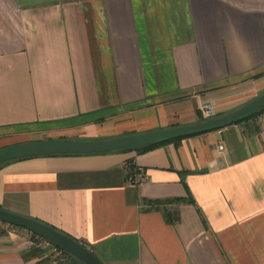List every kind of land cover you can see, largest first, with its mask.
Here are the masks:
<instances>
[{"label":"crops","instance_id":"1","mask_svg":"<svg viewBox=\"0 0 264 264\" xmlns=\"http://www.w3.org/2000/svg\"><path fill=\"white\" fill-rule=\"evenodd\" d=\"M263 92L264 0H0V148L195 123L205 101L221 115ZM0 206L105 264H264V110L143 149L7 161ZM58 256L0 219V264Z\"/></svg>","mask_w":264,"mask_h":264},{"label":"water","instance_id":"2","mask_svg":"<svg viewBox=\"0 0 264 264\" xmlns=\"http://www.w3.org/2000/svg\"><path fill=\"white\" fill-rule=\"evenodd\" d=\"M264 108V92L245 104L221 115L195 123L174 125L110 138L56 137L29 140L0 148V165L14 159L50 154L104 153L122 149H137L146 145L173 140L219 129L255 115ZM0 219L24 227L70 253L85 264H105L89 247L54 226L31 216L0 206Z\"/></svg>","mask_w":264,"mask_h":264},{"label":"built area","instance_id":"3","mask_svg":"<svg viewBox=\"0 0 264 264\" xmlns=\"http://www.w3.org/2000/svg\"><path fill=\"white\" fill-rule=\"evenodd\" d=\"M200 110L205 119L217 116V111L214 104L210 101H205L200 105ZM220 148H224L223 145H220ZM146 177V172L142 167H136L129 174V180L133 184H139ZM56 251L58 252L61 260L65 262V264H74L65 253L63 249L56 247Z\"/></svg>","mask_w":264,"mask_h":264},{"label":"trees","instance_id":"4","mask_svg":"<svg viewBox=\"0 0 264 264\" xmlns=\"http://www.w3.org/2000/svg\"><path fill=\"white\" fill-rule=\"evenodd\" d=\"M264 108L262 110H260L259 112L263 111ZM257 112V113H259ZM256 113V114H257ZM201 120H205V118H202ZM174 140V139H173ZM168 141H171V140H168ZM162 142H166V141H162ZM162 142H159V143H162ZM159 143H155V144H150V145H146V146H143V147H140V148H137V149H143V148H147V147H151V146H154L156 144H159ZM122 150H131V149H122ZM117 151H121V150H117ZM104 153H107V152H104ZM2 165V164H1ZM0 165V166H1ZM134 170V169H133ZM34 235H36L35 233H33ZM79 241V240H78ZM65 253L68 255V257L70 258V260L72 261V263L74 264H85L83 263L82 261H80L79 259H77L76 257H74L73 255H71L70 253L66 252Z\"/></svg>","mask_w":264,"mask_h":264},{"label":"rangeland","instance_id":"5","mask_svg":"<svg viewBox=\"0 0 264 264\" xmlns=\"http://www.w3.org/2000/svg\"><path fill=\"white\" fill-rule=\"evenodd\" d=\"M40 136V135H39ZM39 138H42V137H39ZM58 258L60 259V257L58 256Z\"/></svg>","mask_w":264,"mask_h":264}]
</instances>
